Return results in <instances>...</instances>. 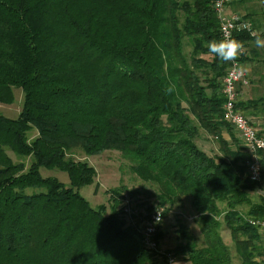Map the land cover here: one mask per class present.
<instances>
[{
    "label": "trees",
    "instance_id": "16d2710c",
    "mask_svg": "<svg viewBox=\"0 0 264 264\" xmlns=\"http://www.w3.org/2000/svg\"><path fill=\"white\" fill-rule=\"evenodd\" d=\"M215 1L0 0V104L11 105L15 89L25 96L19 118L0 114V264L159 263L123 216L125 188L111 190L110 213L81 195L97 172L79 151L120 154L157 187L164 219L189 204L202 240L180 224L170 251L181 263L236 264L223 220L239 262L264 264L263 236L249 222L264 220V199H249L259 183L250 156L222 137L233 130L219 81L228 62L207 48L222 39ZM203 133L217 138L218 156L197 145ZM43 169L66 173L69 186Z\"/></svg>",
    "mask_w": 264,
    "mask_h": 264
},
{
    "label": "built area",
    "instance_id": "2783aa9c",
    "mask_svg": "<svg viewBox=\"0 0 264 264\" xmlns=\"http://www.w3.org/2000/svg\"><path fill=\"white\" fill-rule=\"evenodd\" d=\"M215 1L214 10L220 27L221 38H235L237 33L247 32L252 37L256 35L253 24L239 14L228 13V7L234 0H219L220 7ZM241 57L237 62H228V69L223 78V94L225 96L224 120L230 128L243 140L244 148L250 157L245 165L252 182L260 183L264 168V137L260 136L254 123L247 118L239 108V87L248 85L245 74L239 75L237 65H242ZM166 209L161 206L140 208L134 200L125 196L123 216L126 222L134 227L142 236L144 247L155 254L158 264H182L181 258L163 247L159 234L164 224ZM250 224L259 229L264 238V220L251 219Z\"/></svg>",
    "mask_w": 264,
    "mask_h": 264
},
{
    "label": "rangeland",
    "instance_id": "374dc122",
    "mask_svg": "<svg viewBox=\"0 0 264 264\" xmlns=\"http://www.w3.org/2000/svg\"><path fill=\"white\" fill-rule=\"evenodd\" d=\"M24 93L20 89L14 90V102L11 105L0 104V114L4 117L10 119L19 118L23 105H24ZM38 136L37 131H32L29 134L30 141L34 140ZM202 142L205 145L202 147L208 152L209 155L218 156L219 143L216 140H205ZM216 149V151H215ZM218 150V151H217ZM77 161H87L91 166H93L97 172V178L92 186H87L81 189V195L91 204V206L96 209L99 206H105L108 208V213H110L111 206V190L114 189H124L125 196L133 198L135 205L138 206V203H142L145 200L150 201L149 205H155L156 201L153 199V196L157 194V187L153 184H147L139 180L134 173L131 171V165L128 161L124 160L118 153H104L101 156H95L86 158L82 152H77L74 156ZM17 162H25L29 164L31 160L29 159H17L14 158ZM42 176L45 178H56L69 186V177L66 173L60 172L58 170L49 171L46 169L41 170ZM186 209H175L166 217L163 227L166 230L163 234V247L167 251L174 250L175 246L178 244V230L180 224L185 225L191 233L198 239L201 244V234L200 230L197 229L195 225L196 216L193 213V210L188 206L186 202ZM139 207V206H138ZM247 210V209H246ZM222 220V219H221ZM221 237H223L225 243H229V246L232 248L234 255L235 263L241 264L236 257L235 246L231 239V233L227 230L225 224L222 220L221 227ZM166 244H165V242ZM183 264V263H182Z\"/></svg>",
    "mask_w": 264,
    "mask_h": 264
},
{
    "label": "crops",
    "instance_id": "0c3cea01",
    "mask_svg": "<svg viewBox=\"0 0 264 264\" xmlns=\"http://www.w3.org/2000/svg\"><path fill=\"white\" fill-rule=\"evenodd\" d=\"M228 13L239 14L249 20L253 24L256 33L250 40L243 42L246 51L241 57V62L248 69L245 73L248 85L239 87V104L242 113L254 123L260 136L264 137V47L258 48L255 44L257 35L264 39V0H234L228 7ZM203 58L209 63L214 61L211 54ZM222 80L223 78L219 81L222 83ZM222 137L234 150L243 149L247 155L249 154L244 148L243 140L236 132L224 130ZM209 139L217 141V138L203 133L197 142L200 149L205 152L206 150L202 147L205 144L202 142H206L205 140ZM260 181L259 185L249 192V199L253 205L261 204L264 199V175ZM165 231L164 227H162V234ZM225 244L229 246L228 242ZM262 244L264 246L263 238Z\"/></svg>",
    "mask_w": 264,
    "mask_h": 264
},
{
    "label": "clouds",
    "instance_id": "9594fccd",
    "mask_svg": "<svg viewBox=\"0 0 264 264\" xmlns=\"http://www.w3.org/2000/svg\"><path fill=\"white\" fill-rule=\"evenodd\" d=\"M217 7H220V2L218 0ZM255 44L259 47H264V39H261L259 35L255 38ZM208 51L213 54L219 61L227 62H237L239 57L245 54V46L242 41L235 38H222L219 40H211L207 43ZM237 71L239 75L243 76L247 71V67L244 65H237ZM172 89L169 88L168 91Z\"/></svg>",
    "mask_w": 264,
    "mask_h": 264
}]
</instances>
